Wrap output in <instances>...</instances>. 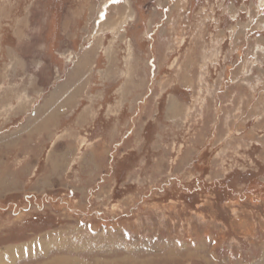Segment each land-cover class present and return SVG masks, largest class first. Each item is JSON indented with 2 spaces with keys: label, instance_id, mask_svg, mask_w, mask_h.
<instances>
[{
  "label": "rangeland",
  "instance_id": "374dc122",
  "mask_svg": "<svg viewBox=\"0 0 264 264\" xmlns=\"http://www.w3.org/2000/svg\"><path fill=\"white\" fill-rule=\"evenodd\" d=\"M51 237L264 264V0H0V251Z\"/></svg>",
  "mask_w": 264,
  "mask_h": 264
},
{
  "label": "crops",
  "instance_id": "0c3cea01",
  "mask_svg": "<svg viewBox=\"0 0 264 264\" xmlns=\"http://www.w3.org/2000/svg\"><path fill=\"white\" fill-rule=\"evenodd\" d=\"M55 239L56 238L51 237L48 239L49 241L39 239L30 240L25 244L12 246L8 249L1 250L0 264H25L31 260L34 261L41 257L44 258L50 253L55 252L54 249L59 246V244L56 243L58 241Z\"/></svg>",
  "mask_w": 264,
  "mask_h": 264
},
{
  "label": "bare ground",
  "instance_id": "6f19581e",
  "mask_svg": "<svg viewBox=\"0 0 264 264\" xmlns=\"http://www.w3.org/2000/svg\"><path fill=\"white\" fill-rule=\"evenodd\" d=\"M114 39V38H113ZM125 124V123H124ZM3 260V259H2Z\"/></svg>",
  "mask_w": 264,
  "mask_h": 264
}]
</instances>
